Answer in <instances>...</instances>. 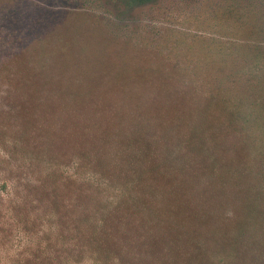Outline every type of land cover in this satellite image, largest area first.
<instances>
[{
	"label": "rangeland",
	"instance_id": "rangeland-1",
	"mask_svg": "<svg viewBox=\"0 0 264 264\" xmlns=\"http://www.w3.org/2000/svg\"><path fill=\"white\" fill-rule=\"evenodd\" d=\"M210 2L0 0V264H264V21L227 33ZM195 43L206 62L183 80L173 65ZM224 45L250 56L233 76ZM184 85L206 107L193 130L175 118L178 167L133 173L151 162L122 151H165L139 138L173 127L164 93L191 98ZM181 228L206 236L203 253L180 255Z\"/></svg>",
	"mask_w": 264,
	"mask_h": 264
},
{
	"label": "trees",
	"instance_id": "trees-1",
	"mask_svg": "<svg viewBox=\"0 0 264 264\" xmlns=\"http://www.w3.org/2000/svg\"><path fill=\"white\" fill-rule=\"evenodd\" d=\"M223 3V4H222ZM209 15L208 17L212 21V25L214 27H219L223 30H225L227 33H233V34H248L252 35L256 29L258 28L259 22L264 21V0H220V3L218 4L216 1L212 0L210 2L209 6ZM249 16L250 18L253 17L255 19L254 22H249L245 20V17ZM223 17V18H222ZM225 20V21H224ZM247 44V43H246ZM246 44H238L236 47H239L241 49L242 46H245ZM201 45L195 44H187L186 46H183L177 54V60L175 64L173 65L174 68L179 72L180 77L185 80L188 77H191V74H194V79L192 78L191 80H195V77H200L202 74V63L206 62L204 59V53L202 52V49L200 48ZM229 46H222L221 47V53L222 49L224 50V58H222L223 62V67L228 68L229 73L231 76L234 75L232 66L236 65H241L243 63H246L249 59L250 56L248 57H243L242 55L235 54V50L231 51V49L228 48ZM244 49V53H245ZM215 53L212 51V57ZM246 54V53H245ZM251 54V53H250ZM180 55V57H178ZM210 55V56H211ZM239 55V56H237ZM181 61L184 62H189L187 66L181 67ZM179 62V64H178ZM192 63V65H191ZM230 64V65H226ZM231 68V70L229 69ZM159 75L158 77H162V80H164V73L166 70L162 69L161 71H157ZM157 73V74H158ZM170 78L172 79L171 72H168ZM197 80V79H196ZM184 88H186L187 92L191 96V98H187L185 94H180L175 88L172 89V87H168L165 90V103L164 106L167 110L171 111L172 114L170 119V123H172L173 127L171 129L167 130H160L158 132L154 131H149L145 130L146 134H144L143 140L139 138L140 142H147L148 140L153 143L155 140L154 135L155 134H161L162 141L166 143V148L163 153H160L158 151H152L146 150L143 147L137 148V151L134 153L129 152V150L124 149L122 151V155L124 158L125 156H136V159L138 157L144 158V160H150L151 165H149L147 168H140V170L137 169V165L134 164V168L132 166L130 167L131 170H133V173L137 174H154L155 178L157 179V176L159 173L162 172H168L171 173L173 172L179 165V158L177 156L178 153H180V149L178 148L179 142L177 140H174V128L176 125L175 118L176 120L179 119L181 120L182 117L184 119H190L187 123L189 125V130H193L195 127V119L193 118V114H205V107H206V102H205V90L198 85H184ZM195 87V88H193ZM176 88H179L176 87ZM176 93V94H175ZM149 104V102H148ZM151 104V103H150ZM144 105H146V102L144 100L140 101L137 104V108H142ZM142 110V109H141ZM175 114V117L174 115ZM198 118V117H197ZM149 118H147L148 120ZM146 120V122H147ZM151 123V120H149ZM157 122L159 123L160 120L157 119ZM147 123L148 126L154 127L153 124ZM150 134H153L150 139L149 136ZM139 142V143H140ZM201 147L205 150L204 146L201 145ZM157 159H160V161L163 160L164 164L161 165L160 163H157ZM153 160V161H152ZM131 163V162H130ZM84 164V165H83ZM82 168L86 167L88 169L89 174H93V172L97 171V166L99 164L91 165V163H83ZM126 163L125 162H120V166L125 170L124 166ZM93 167V169H92ZM176 167V168H175ZM126 171V170H125ZM122 173V171H120ZM86 171L82 172L83 174V179L82 181H86L88 183L94 184L93 180L87 175ZM63 173H60L56 170H53L49 173L50 177L53 178H60L63 177ZM88 176V177H85ZM94 175V174H93ZM172 181L174 183L171 184L170 189L171 190H177V183L174 181L172 177ZM157 189V188H156ZM177 193V192H176ZM175 197V195H174ZM160 211V210H159ZM162 214V212L160 211ZM189 231L185 230L184 228H181V231H174L170 236V241L174 244L175 249L179 252L180 251V246L181 243L184 241L189 248L183 251L180 255L183 256L184 254H187L191 251H196L199 253L204 252V248L206 245V236L204 237H198L200 233L194 232L191 235H188ZM193 264H204V261L201 260L200 262L196 261Z\"/></svg>",
	"mask_w": 264,
	"mask_h": 264
}]
</instances>
